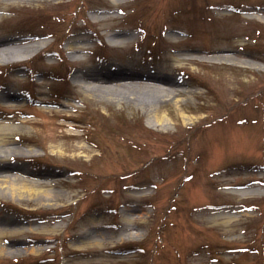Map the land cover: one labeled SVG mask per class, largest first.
I'll list each match as a JSON object with an SVG mask.
<instances>
[{"label": "rangeland", "instance_id": "rangeland-1", "mask_svg": "<svg viewBox=\"0 0 264 264\" xmlns=\"http://www.w3.org/2000/svg\"><path fill=\"white\" fill-rule=\"evenodd\" d=\"M1 3L0 44L41 46L0 63V125H22L3 129L0 146L35 150L0 156V242L34 248L0 251V264H264V69L188 54L239 48L264 65V23L243 10L264 0ZM75 40L86 49L72 54ZM93 68L147 71L191 92L159 104L157 123L146 103L72 77ZM249 179L238 200L232 184ZM12 180L65 195L45 205L13 195ZM230 207L250 214L230 234L206 220Z\"/></svg>", "mask_w": 264, "mask_h": 264}, {"label": "bare ground", "instance_id": "bare-ground-1", "mask_svg": "<svg viewBox=\"0 0 264 264\" xmlns=\"http://www.w3.org/2000/svg\"><path fill=\"white\" fill-rule=\"evenodd\" d=\"M7 1V0H0ZM12 1V0H8ZM1 7L7 8L6 3H1ZM247 13H252L254 15H258V20L261 23H264V5L260 6H250L248 8H243ZM115 35H121L119 33H116ZM22 42H16V44H0V63H5L11 59L20 57V56H26L30 55V53L35 52L38 50L41 46V42L39 40L33 41L31 43L27 44H19ZM82 42H78V40H75L73 42L66 43V46H68L70 53L76 54L80 52L81 50H85L86 46L81 44ZM244 44V43H240ZM196 53H204V55L210 54L211 57L214 58H223V59H232L236 62L240 63H250L254 65L255 67L259 69H264V65L256 62L254 59L255 57H250V55L242 50L237 49H227L223 50L221 52H214V50L210 49H201V48H191L190 52L188 54H196ZM199 56V55H198ZM195 56H188L186 57L187 61H202V59H199ZM179 60V58H177ZM128 67V66H126ZM104 68L101 69H87L83 71H75L73 74V78L75 81L79 82L84 89L86 90H96L100 94L105 93L110 100H114L117 102L120 101H127V102H134L137 103H146L149 105L151 111V115L154 120H157L160 123H164V121L167 119L165 115L162 116L161 120L157 119L155 110L157 109V106L161 104L162 102L166 101L167 99H172L176 105H180L182 99L180 98V94L191 92V89H188L185 82L181 80H175L173 78H159V76H155L150 74L149 72H133L124 70L121 72H110L109 75H105V73H102ZM108 70V69H107ZM106 72V71H105ZM135 80V82H134ZM138 80H141L144 82V84H137L136 82ZM128 81V82H126ZM156 81L157 83L152 84ZM149 82V84L147 83ZM136 85H135V84ZM159 83V84H158ZM201 84V82H199ZM43 102V101H42ZM47 103L48 100H45ZM63 116H60V119L68 120L70 114L69 113H62ZM185 118L187 116L183 115ZM29 119L25 118V122H27ZM12 129L16 132H20L22 129L21 123L19 124H9V125H0V140H3L5 135L2 131L3 129ZM214 129V128H212ZM211 129V130H212ZM209 130V131H211ZM3 132V133H2ZM34 149H23L21 146L17 145H11V146H0V156L5 157L8 159V155L12 153H31L34 152ZM14 177V176H13ZM8 178V177H7ZM229 180H233L232 178H229ZM10 182V188L12 190V194L16 195L17 197H31L37 196V199H39L41 202H43L45 205H54L56 204L59 199L65 195L64 191L54 190L52 187H48L43 182L30 180V181H24L22 180L21 183ZM253 181H256L255 179H249L244 181H237L232 184V188L237 190L239 193H244L245 191L251 190L249 189L252 187ZM51 182V181H50ZM46 186V187H45ZM240 194V197L238 200H242L245 198L244 195ZM234 194H239L237 192H234ZM224 212H212V211H206L207 218L206 220H209L214 223L221 224L224 227V230L227 231L229 234L235 230V228L242 223V217L245 215H250L247 213H242L241 208L238 207H230L228 209L223 210ZM139 215V214H138ZM50 224V223H49ZM59 223L49 226L46 223L45 227L50 228L49 230H56L59 227ZM1 231V229H0ZM135 233V232H134ZM3 234V233H2ZM138 233L131 234V235H137ZM85 237V234L78 235V242L77 245H81V241H83ZM104 238V236H102ZM97 238H95L96 240ZM99 241L97 240L98 243ZM22 250H30L33 251V247H20V248H9V246H4L0 242V251H4L6 253H15Z\"/></svg>", "mask_w": 264, "mask_h": 264}]
</instances>
